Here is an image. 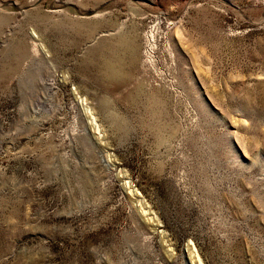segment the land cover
Returning <instances> with one entry per match:
<instances>
[{
	"label": "rangeland",
	"instance_id": "1",
	"mask_svg": "<svg viewBox=\"0 0 264 264\" xmlns=\"http://www.w3.org/2000/svg\"><path fill=\"white\" fill-rule=\"evenodd\" d=\"M0 264H264V0H0Z\"/></svg>",
	"mask_w": 264,
	"mask_h": 264
}]
</instances>
